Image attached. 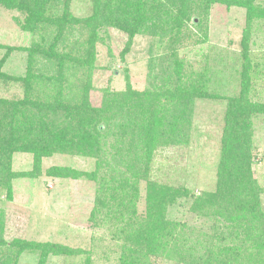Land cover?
I'll return each instance as SVG.
<instances>
[{
    "label": "rangeland",
    "instance_id": "374dc122",
    "mask_svg": "<svg viewBox=\"0 0 264 264\" xmlns=\"http://www.w3.org/2000/svg\"><path fill=\"white\" fill-rule=\"evenodd\" d=\"M145 1L27 0L41 12L36 25L30 22L31 32L23 29L28 13L0 3V99L29 95L35 111L32 97L52 100L61 80L60 98L78 99L85 86L90 106L105 109L109 118L108 127L100 121L99 141L61 146L42 157L38 169L30 151L9 153L0 144V264H39L30 245L46 241L79 253L48 255L43 264H221L228 247L246 264L249 255L264 250V111L249 124L262 215L244 210L236 217L217 205L212 212L191 210L186 197L169 204L166 220L146 209L149 183L184 187L194 195L213 191L225 113L245 74L249 98L264 103V0H246L254 11L251 20L244 7L228 0H188L192 9L175 30L178 38L164 32L162 13L133 22ZM39 41L46 50L52 46L50 58L28 57L27 48ZM153 57L163 62H153L150 70ZM26 70L34 73L27 82ZM128 84L138 93L151 92L139 104L136 98L127 101ZM53 166L74 175L53 176ZM156 230L166 254L150 240Z\"/></svg>",
    "mask_w": 264,
    "mask_h": 264
},
{
    "label": "trees",
    "instance_id": "16d2710c",
    "mask_svg": "<svg viewBox=\"0 0 264 264\" xmlns=\"http://www.w3.org/2000/svg\"><path fill=\"white\" fill-rule=\"evenodd\" d=\"M230 2L234 5L244 7L246 9V17L251 20L254 11L250 3L246 0H228L227 3L230 4ZM0 3L5 7L17 8L21 12L28 13L24 22L25 25L23 26V29L27 31L31 32L34 28L30 22L34 24L37 20H41V12L37 13L35 6L27 4V0H0ZM166 4L168 5L167 10L163 8V5ZM191 9L192 7L188 0H168L166 2L149 0V2L145 1L137 7L136 16L140 19L136 18L133 22H141V18L144 14L149 16L159 13L161 17L162 13L163 18L160 19V22L164 28V32L171 30L170 37L174 32L175 37L178 38V32H175V30L188 19V14ZM164 17L167 18L165 19ZM168 17L173 19L170 25H168ZM119 27L126 29L122 24H119ZM95 35L96 32L92 29V43L95 41ZM43 43V41H39L31 48H27L28 57L40 56L44 58L47 57V55L52 56V46L47 48L49 50H46L44 49ZM48 58L50 57H47V59ZM155 61L156 63H162L163 59L157 57L151 58L149 65L150 70ZM38 74H41V78L44 80H49V77H44L42 72ZM33 76V72L26 70L23 80L27 82ZM248 77L249 75L245 74L246 81L242 82L243 87L240 94L229 99L227 111L225 113V127L220 145V159L217 166L215 188L213 191H202L199 195H194L187 193L184 187H173L171 184H161L158 186L149 183L150 187L148 191L150 193H147L146 201L148 205L146 209L153 213L156 220H166V208L169 204L174 203L176 198L183 197H186L188 203L191 202L189 205L191 210L205 209L206 212H212L210 209L211 205H217L221 207L220 209L227 210L228 213H234L236 217L244 210L251 211L252 214L259 213L262 215V212L260 213L259 204V193L262 188L258 186L251 173L252 155L249 143V124L252 115L259 111H264V103L255 102L249 98L248 89L250 79L248 80ZM57 82L59 85L55 90L58 96L56 94L55 98L52 100L38 98V95H34L33 97L30 95L32 98H35L36 101L35 103L33 102V107L36 108L35 111L29 108L31 107V102L27 99L29 95H24L26 99L22 98L20 100L8 101L0 99V135H3L0 136V144L3 147H7L9 153L19 149L30 151L34 158L33 169H38L42 157L48 156L58 151V149H62L61 146L69 147L74 143L77 146H84L86 144L93 145L94 142L99 141L97 135L101 133L99 130L103 124H101L100 121L106 123V127L109 126V118L105 116V109L93 108L90 106L86 97L87 90L85 86L80 88V93L82 94L78 99L75 98L74 100L68 99V101H64L66 98L59 97L64 91L63 86H60L63 82L61 80ZM167 83L168 81L166 84ZM155 88L156 86H154L153 89ZM191 89L194 92L198 91L197 93L199 94L201 93L200 91L203 90L196 86H192ZM150 92L145 90L138 93L131 90L128 84L124 95L127 101H133L134 98H136L137 104H139L143 96L147 98V94ZM14 104V107L7 108V106H12ZM7 119L9 120L6 122ZM151 119L152 115L149 120ZM6 129H9L8 133L3 132ZM106 133L107 132L104 131L102 135ZM144 135L146 134H142V137ZM143 138H145V136ZM146 138L151 139L150 136H146ZM149 149L147 151L148 154L151 152ZM1 165L2 163L0 162V167ZM50 173L57 177H69L74 175L73 171L69 168L61 166H53ZM18 174H33V170L29 172H13V175ZM168 221L175 222L173 220ZM144 235H147V232L144 233ZM151 235L153 239L150 238L149 235L150 240L158 241L153 247L158 245V249L163 248V253L166 254V241L162 237V232L156 230L153 231ZM142 243L148 246V239H143ZM30 247L34 251H38L39 264H43L44 259L48 255L72 256L79 253L78 249L50 241L31 243ZM225 252L230 253V255L226 256L224 259L221 258V264H239L241 262L240 259L242 260V258L240 257L243 255L240 256L233 248L228 247ZM255 256L258 257L257 259L261 260L260 263L264 264V250L262 251L261 249L253 256L249 255L246 259V264H250L251 259H256ZM257 259L254 264H258Z\"/></svg>",
    "mask_w": 264,
    "mask_h": 264
}]
</instances>
